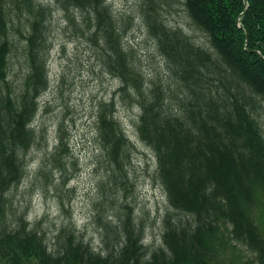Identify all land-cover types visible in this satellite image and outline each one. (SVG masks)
Wrapping results in <instances>:
<instances>
[{
    "label": "trees",
    "instance_id": "obj_1",
    "mask_svg": "<svg viewBox=\"0 0 264 264\" xmlns=\"http://www.w3.org/2000/svg\"><path fill=\"white\" fill-rule=\"evenodd\" d=\"M51 2L0 0L1 257L7 264H225V253L244 245L264 264V230L257 215L264 195V0H184L210 48L166 24L162 2L143 0L149 34L171 72L166 82L147 78L108 0ZM55 11L77 38L99 48L104 68L121 82V97L140 109L139 138L155 153L157 177L175 211L164 220L163 246L146 247L128 204L117 213V224L96 206L99 250L73 221L61 225L52 248L22 212L12 211L15 222L8 224L6 194L25 179L27 155L38 144L33 122L38 99L50 84ZM14 32L24 41L27 67L18 88L9 81ZM115 105L99 104L97 130L111 178L124 183L133 143ZM69 157V137L61 125L40 173L48 176L46 165L60 172L54 186L61 202Z\"/></svg>",
    "mask_w": 264,
    "mask_h": 264
},
{
    "label": "rangeland",
    "instance_id": "obj_2",
    "mask_svg": "<svg viewBox=\"0 0 264 264\" xmlns=\"http://www.w3.org/2000/svg\"><path fill=\"white\" fill-rule=\"evenodd\" d=\"M52 3L51 0H40ZM124 29V42L131 48L148 79L166 82L171 79L167 61L159 52L157 41L149 34L142 14L143 0H108ZM160 13L170 27L181 28L198 45L210 48L207 36L197 29L186 10L184 0L163 2ZM49 50V87L39 97V110L33 122L38 131V144L27 155V175L20 185L7 192V219L10 227L15 219L12 211H20L25 221L45 234L50 247L61 225L73 221L94 249L102 242L96 206L102 217L118 223L117 213L128 204L138 225L143 228L147 248L164 244L165 218L174 209L157 177V158L138 135L140 109L123 99L118 89L121 82L102 64L99 48L77 38L55 11L52 17ZM16 49L12 53L9 81L18 88L27 71L23 53L24 41L13 33ZM115 101L116 115L132 141L131 154L125 166L128 182L111 178L109 165L99 142L97 113L101 102ZM261 123L264 130V102ZM63 126L69 137V178L62 202L56 192L60 172L46 165L48 176L41 175L46 155L54 150ZM74 161L75 164L72 162ZM258 222L264 230V195L257 209ZM225 264H258L255 255L244 245L225 253ZM0 264L7 261L0 255ZM31 264V263H27Z\"/></svg>",
    "mask_w": 264,
    "mask_h": 264
}]
</instances>
